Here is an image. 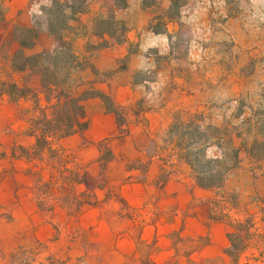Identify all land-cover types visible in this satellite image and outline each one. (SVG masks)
<instances>
[{
    "label": "rangeland",
    "instance_id": "rangeland-1",
    "mask_svg": "<svg viewBox=\"0 0 264 264\" xmlns=\"http://www.w3.org/2000/svg\"><path fill=\"white\" fill-rule=\"evenodd\" d=\"M128 2L127 7L121 8L114 0H87L88 10L89 7L99 10L92 21L95 18L113 19L109 24L113 33L93 34V27L86 31L90 36L85 42V49L89 51L87 54L90 59L94 57L96 49L104 45L105 49H116L122 45L127 55H120L122 50H117L115 55L105 54L107 67L103 73L93 71L87 61L89 66L84 76L89 82L90 78L98 75V78L105 76V82L111 85L127 82L132 85L131 98L117 106L116 115L123 126V134L129 133L130 125L143 123L153 135L141 147L139 158L127 159V168L138 172L132 175L133 178H142L150 164L147 166L148 159L153 154L159 156L165 174L180 170L193 176L191 167L176 156L178 149H175V144L179 133L170 131L174 123L182 127L194 120L198 125L207 126L243 111L244 117H260L264 112V0ZM33 4L44 9L52 6L53 0H33ZM58 8H54V13L66 22V16L70 15L68 9L63 13ZM32 20L34 27H17L15 33L22 42L27 43V54H31L34 49L33 36L36 30L49 26V22L57 25L59 22L48 10L33 11ZM73 21L69 20L72 25L66 32L68 36L85 29L78 17ZM122 22L127 30L125 35ZM54 28L59 30L57 26ZM100 29H105V26ZM113 56L117 59L114 60ZM35 75L24 76L30 93L41 89L40 79H35ZM28 106L31 112H26L23 121L31 124L37 116L34 99ZM108 106L105 102V107ZM146 113L154 115L151 120L154 131L149 127L150 119ZM234 121L242 123L241 118H235ZM109 144L108 141L102 143V158L94 166V177L89 179L86 165L77 162L70 152L55 151L57 155L46 152L42 166V161L34 159L31 167L41 208L50 211L56 207L64 210L68 216L79 213L89 205L90 200H98L95 189L104 185L103 165L111 159ZM5 153L0 148V161L10 160ZM215 153H218L217 148L209 147L208 154ZM3 169V165H0V177ZM252 185L258 190V199L249 193ZM214 189L221 192V200H230L237 216H244L247 208L256 209L253 203L264 196V159L256 162L243 152L240 164L232 168L222 188ZM103 196L107 198L111 194L107 192ZM11 209L0 207V264L86 263L82 255L85 246L72 245L69 239L61 243L33 240L35 225L30 227L25 222L13 221ZM57 225L60 227L58 232L65 239L68 238V222L59 221ZM251 227V217L237 225L244 236H248L245 231ZM236 240L238 242L235 244L239 246V236ZM70 248L75 250L76 255L68 254Z\"/></svg>",
    "mask_w": 264,
    "mask_h": 264
},
{
    "label": "crops",
    "instance_id": "crops-1",
    "mask_svg": "<svg viewBox=\"0 0 264 264\" xmlns=\"http://www.w3.org/2000/svg\"><path fill=\"white\" fill-rule=\"evenodd\" d=\"M0 1L3 5L0 19V148L10 159L0 161L4 167L0 177V207L12 208L13 221L25 222L30 227L35 225L33 240L61 243L69 239L72 245L85 246L82 254L85 264H264V196L253 203L256 209L247 208L244 216H237L230 200H221V192L214 188L199 186L190 173L173 170L165 174L158 155L142 178H133L132 175L138 172L127 168V159L139 158L141 147L153 135L143 123L130 125L129 133L123 134L116 113L108 111L99 96L85 101L88 127L57 143L62 151L74 154L77 162L86 165L88 179L94 177V166L102 158V143H110L113 157L103 165L104 185L95 189L98 202L68 216L56 207L43 210L35 192L37 186L31 167L34 161L12 156L15 145L30 148L36 143L31 124L23 121L26 112H31L28 103L33 97L15 99L9 88L12 83L25 86L24 76L32 74L13 67L15 54L21 49L27 50L15 34L16 28L34 27L33 11L42 12L43 9L34 5L33 0ZM86 7L78 15V21L85 29L68 37L73 39L79 52L88 56L85 42L90 35L86 31L93 27V34H97L94 27L97 18L93 21L92 18L99 10ZM58 43L47 27L42 26L33 39L32 53L53 51ZM117 50H122L120 55H127L122 45L116 49H105V45L96 49L94 57L88 56L91 69L105 72V54L115 55ZM117 57L113 56V59ZM97 76L90 78L94 87L103 93H111L116 106L131 98L130 82L111 85L105 82V76ZM34 78L39 80L40 76ZM84 79L88 80L85 76ZM145 115L154 131L151 121L154 115ZM257 191L252 185L249 193L258 199ZM107 192L111 197L103 196ZM248 217H251L253 227L245 231L248 236H244L237 225ZM59 221L69 224L70 236L66 239L58 232ZM238 236L241 240L236 246ZM68 254L76 255L73 248L68 249Z\"/></svg>",
    "mask_w": 264,
    "mask_h": 264
},
{
    "label": "trees",
    "instance_id": "trees-1",
    "mask_svg": "<svg viewBox=\"0 0 264 264\" xmlns=\"http://www.w3.org/2000/svg\"><path fill=\"white\" fill-rule=\"evenodd\" d=\"M115 3L124 8L129 2L115 0ZM86 4L87 0H64V2L53 0L52 6L44 8L43 11L48 10L55 21H59L58 25L49 22L47 26L49 32L58 39L59 46L53 51L43 50L31 54L21 49L14 56V69L39 75L41 89L30 93L26 84L25 86H18L15 83L9 85L15 99L31 95L37 112L36 118L30 125L31 132L36 136L35 145L30 148L15 145L12 149L13 157H25L31 160L38 158L43 161L46 152H62L57 145L60 139L88 127L85 101L91 96H101L109 105L106 109L118 113V107L111 96L97 90L92 81L84 79L83 72L89 66L88 56L79 52L73 39L66 34L71 28L69 20H76L86 9ZM56 6H59L58 11L63 10V13L68 9L70 15L67 14L66 22L60 20V15L54 13ZM0 11L3 16L1 1ZM111 21H113L111 18L95 19V33H113L112 28L109 27ZM121 24L125 35L127 30L123 22ZM55 26L58 27V31ZM102 26H105V29L101 30ZM38 30L39 28L36 31ZM22 44L26 46L27 43L22 42ZM244 115L245 111L220 123L207 126L198 125L194 120H190L182 127L176 123L171 126V132L179 133L175 144V149H178L176 156L191 167L193 177L199 186L221 188L232 168L240 164L243 152L256 162L264 159V112L261 114L263 117L256 115L244 117ZM235 118H241L242 123H236ZM211 146L216 147L218 153L209 155L208 149ZM155 155L157 154L149 157L147 166ZM112 157L113 153L110 151V158ZM97 202L98 200L94 198L88 204ZM229 252L233 255L232 249H229Z\"/></svg>",
    "mask_w": 264,
    "mask_h": 264
}]
</instances>
